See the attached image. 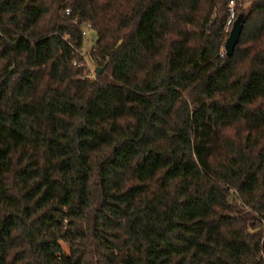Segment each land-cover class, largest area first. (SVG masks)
Returning a JSON list of instances; mask_svg holds the SVG:
<instances>
[{"label": "trees", "instance_id": "1", "mask_svg": "<svg viewBox=\"0 0 264 264\" xmlns=\"http://www.w3.org/2000/svg\"><path fill=\"white\" fill-rule=\"evenodd\" d=\"M232 1L0 0V264H264V0L228 57Z\"/></svg>", "mask_w": 264, "mask_h": 264}, {"label": "water", "instance_id": "2", "mask_svg": "<svg viewBox=\"0 0 264 264\" xmlns=\"http://www.w3.org/2000/svg\"><path fill=\"white\" fill-rule=\"evenodd\" d=\"M243 15H239V17L236 18L232 25V29L229 33V37L226 40L225 43V52L228 57H232L234 55L235 49L237 45L239 44L241 35L243 33L245 20ZM103 72L102 69L98 70V74H101Z\"/></svg>", "mask_w": 264, "mask_h": 264}, {"label": "rangeland", "instance_id": "3", "mask_svg": "<svg viewBox=\"0 0 264 264\" xmlns=\"http://www.w3.org/2000/svg\"><path fill=\"white\" fill-rule=\"evenodd\" d=\"M238 1L241 4V0H238ZM249 1H251V0H249ZM249 4L250 3L245 2V4H243L244 8H247L249 6ZM231 29H232V26L230 27L229 32L231 31ZM96 39H97L96 32L93 30L89 31L88 36L85 38V49L89 50L93 46V44L96 42ZM88 63L89 64H87L88 68H87L86 72H87V74H89V77L91 79H95L96 78V72H97L98 68H101V67L97 66V64H94L92 62H88Z\"/></svg>", "mask_w": 264, "mask_h": 264}, {"label": "built area", "instance_id": "4", "mask_svg": "<svg viewBox=\"0 0 264 264\" xmlns=\"http://www.w3.org/2000/svg\"><path fill=\"white\" fill-rule=\"evenodd\" d=\"M234 6H235V1L233 0L232 2H230V9H229V11H230V18H229V21H228V23L226 25V32L229 31L230 27L233 25L234 21L236 20ZM66 14L69 15L70 14V11L67 10ZM76 23L77 22H75V24ZM91 30H92L91 26L86 25L83 28V36L86 38L88 36L89 31H91Z\"/></svg>", "mask_w": 264, "mask_h": 264}]
</instances>
